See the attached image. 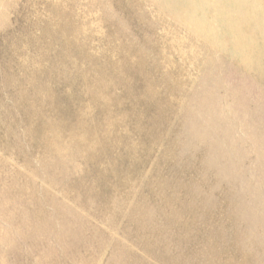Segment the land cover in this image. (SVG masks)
I'll use <instances>...</instances> for the list:
<instances>
[{"label": "rangeland", "instance_id": "rangeland-1", "mask_svg": "<svg viewBox=\"0 0 264 264\" xmlns=\"http://www.w3.org/2000/svg\"><path fill=\"white\" fill-rule=\"evenodd\" d=\"M0 264H264V0H0Z\"/></svg>", "mask_w": 264, "mask_h": 264}]
</instances>
